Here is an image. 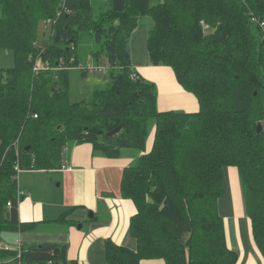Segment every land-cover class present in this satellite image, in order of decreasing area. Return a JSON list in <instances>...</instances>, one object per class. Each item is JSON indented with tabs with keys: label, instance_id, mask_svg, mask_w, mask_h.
<instances>
[{
	"label": "trees",
	"instance_id": "obj_1",
	"mask_svg": "<svg viewBox=\"0 0 264 264\" xmlns=\"http://www.w3.org/2000/svg\"><path fill=\"white\" fill-rule=\"evenodd\" d=\"M144 17L153 20L151 63L174 70L198 98V111H160L156 85L132 68L130 38ZM44 18L53 27L40 43ZM202 21L212 31L205 33ZM261 23L264 0H0V48L17 58L0 68V233L33 226L19 220L16 166L56 169L69 143L89 142L111 158L142 152L121 183L137 208L129 229L137 248L108 241L109 264H236L218 205L229 166L239 170L264 257ZM90 58L109 66L108 81L75 100L71 69ZM38 59L47 70L35 71ZM61 64L70 68L56 69ZM67 250L49 241L22 245L20 256L0 247V264H79Z\"/></svg>",
	"mask_w": 264,
	"mask_h": 264
},
{
	"label": "crops",
	"instance_id": "obj_2",
	"mask_svg": "<svg viewBox=\"0 0 264 264\" xmlns=\"http://www.w3.org/2000/svg\"><path fill=\"white\" fill-rule=\"evenodd\" d=\"M204 30L212 31L208 24ZM148 34L149 30H137L130 38L132 68L156 85L159 110L198 111V98L179 83L174 70L151 63ZM262 125L264 129V120ZM153 136L154 130L147 150L152 147ZM141 154L139 150L136 153L125 149L120 156L111 158L96 151L89 142H73L63 150L60 167L22 171L17 183L26 194L19 203V220L33 226L18 232H1L0 247L17 249L19 242L66 243L68 258L78 260L79 264H109L108 241L136 249L137 241L129 229L137 208L132 199L123 196L121 183L125 168L136 163ZM224 177L218 205L227 244L238 254L236 264H264L246 211L238 168L229 166ZM65 215L66 220H59ZM141 264L166 262L160 258L142 259Z\"/></svg>",
	"mask_w": 264,
	"mask_h": 264
},
{
	"label": "rangeland",
	"instance_id": "obj_3",
	"mask_svg": "<svg viewBox=\"0 0 264 264\" xmlns=\"http://www.w3.org/2000/svg\"><path fill=\"white\" fill-rule=\"evenodd\" d=\"M43 19L39 22L38 27V41L41 43L45 38L49 37L52 32L53 22L52 20ZM153 20L150 17H144L141 20L140 26L138 27V31H147L149 28L152 27ZM136 30V31H137ZM15 52L12 49L7 48H0V68H10L13 67L16 63ZM96 62L92 58L88 59V62ZM102 64H106L102 62ZM106 72H96L94 74H89L84 76L77 67L76 69H71L70 72V79H71V98L73 97L75 100H81L83 98H88L92 95L93 89L97 87L103 86L108 81V74H109V66H107ZM152 130L154 127H151V132L149 134V140L151 138ZM70 146V143L68 144ZM134 152H138V149H129ZM124 151V150H123ZM221 201V200H220ZM222 210V207L220 208ZM3 235V234H0ZM13 238V237H12ZM0 238V243H1Z\"/></svg>",
	"mask_w": 264,
	"mask_h": 264
},
{
	"label": "built area",
	"instance_id": "obj_4",
	"mask_svg": "<svg viewBox=\"0 0 264 264\" xmlns=\"http://www.w3.org/2000/svg\"><path fill=\"white\" fill-rule=\"evenodd\" d=\"M47 20H49L48 22H50L51 20L50 19H47ZM202 24H205L204 23V21H202ZM262 24V26H264V23H261ZM107 66L108 65H106V64H102V63H98V62H92V61H89V62H85V63H80L79 65H77L76 67L79 69V70H81V72H86V73H88V74H94V73H96V72H101V73H103V72H106L107 71ZM76 67H75V69H76ZM43 69V68H46V70L48 69V65H43L42 64V62H41V60L40 59H38L37 60V63H36V67H35V71H38L39 69ZM57 68H70L69 66H64L63 64H61V65H59L58 67H56V69ZM74 69V70H75ZM37 116V115H36ZM16 174H15V179L18 181V179H19V175H20V173L22 172V170L20 169V166L19 165H17L16 166ZM25 192H24V190L21 188V187H19L18 186V184H17V192H16V198H17V201H18V203H20L22 200H24V197H25ZM7 205L9 206V207H11L12 206V201H9L8 203H7ZM21 248H22V245H21V242H19V246H18V248H17V250H18V252H19V256H20V254H21ZM4 249H6V250H10V249H12L10 246H8V245H6L5 247H4Z\"/></svg>",
	"mask_w": 264,
	"mask_h": 264
},
{
	"label": "water",
	"instance_id": "obj_5",
	"mask_svg": "<svg viewBox=\"0 0 264 264\" xmlns=\"http://www.w3.org/2000/svg\"><path fill=\"white\" fill-rule=\"evenodd\" d=\"M120 128H117L111 132L108 133V135L114 134L116 133ZM258 132H261L263 130V125L261 124V122L258 124V128H257ZM9 215V214H8Z\"/></svg>",
	"mask_w": 264,
	"mask_h": 264
},
{
	"label": "clouds",
	"instance_id": "obj_6",
	"mask_svg": "<svg viewBox=\"0 0 264 264\" xmlns=\"http://www.w3.org/2000/svg\"><path fill=\"white\" fill-rule=\"evenodd\" d=\"M89 75V74H88Z\"/></svg>",
	"mask_w": 264,
	"mask_h": 264
}]
</instances>
